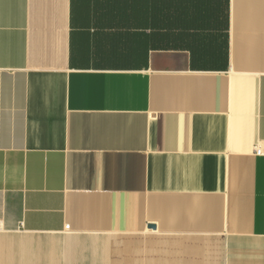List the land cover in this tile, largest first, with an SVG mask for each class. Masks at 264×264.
I'll use <instances>...</instances> for the list:
<instances>
[{"label":"crops","instance_id":"1","mask_svg":"<svg viewBox=\"0 0 264 264\" xmlns=\"http://www.w3.org/2000/svg\"><path fill=\"white\" fill-rule=\"evenodd\" d=\"M0 264H264V0H0Z\"/></svg>","mask_w":264,"mask_h":264},{"label":"built area","instance_id":"2","mask_svg":"<svg viewBox=\"0 0 264 264\" xmlns=\"http://www.w3.org/2000/svg\"><path fill=\"white\" fill-rule=\"evenodd\" d=\"M256 152H257V153H260V150H257Z\"/></svg>","mask_w":264,"mask_h":264}]
</instances>
